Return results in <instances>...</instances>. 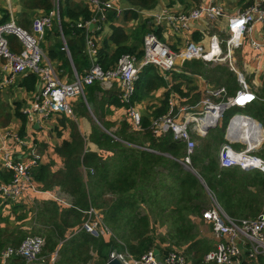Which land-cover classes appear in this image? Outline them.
Segmentation results:
<instances>
[{
  "label": "trees",
  "instance_id": "obj_1",
  "mask_svg": "<svg viewBox=\"0 0 264 264\" xmlns=\"http://www.w3.org/2000/svg\"><path fill=\"white\" fill-rule=\"evenodd\" d=\"M127 1L142 9H153L158 4V0ZM195 1L200 3V0ZM21 4L31 12L43 10L50 13L55 7L54 0H21ZM59 5L62 32L55 25L46 31V39L50 34H55L47 55L52 61L57 60L60 68L69 75L73 74V63L78 75L83 77L91 68V60L84 51L86 30L78 27L77 23L90 20L92 13L88 5L74 0L60 1ZM27 14L18 13L17 25L22 28L29 26ZM126 17L137 18L138 12L128 10ZM9 19L8 13H5L1 23ZM109 19H115V15L110 13ZM139 31L148 33L152 29L145 22ZM156 32L161 38L160 30ZM134 37L138 42L142 41L139 33ZM8 39L12 50L19 52L22 49L16 35L9 34ZM109 40L116 46L112 52L109 51ZM109 40L104 41V47L98 55V63L104 70L114 69L125 54H134L139 60L142 58L143 51L139 49L138 43L129 44V36L122 27L113 25ZM175 72H172L173 80L179 82L170 86L156 72L155 66H144L136 83L132 104L135 106V102L142 100L144 93L152 92L160 86H166L168 91L160 106L152 111L153 118L167 112L168 99L173 89L181 95L193 94V99H200L201 95L195 91L196 86L190 85L192 80L187 73L202 76L213 88L225 87L227 96L234 95L240 87L237 73L227 63L193 59L181 66L180 73ZM37 78L35 74L27 76L24 84L28 90L35 88ZM84 91L87 101L81 98L76 112L88 117L92 112L100 124L93 122L92 132L86 138L76 122L68 118L69 115L61 114L64 116L61 123H68L71 128V140H64L55 148L63 159V169L52 171L50 164L42 165L40 162L32 169V178L40 190L47 191L58 185L69 196L71 205H62L53 198L45 199L31 209L33 216L29 228L0 226V264L4 249L17 247L26 237L33 235L45 237L42 254L50 255L58 251L60 257L55 264H88L93 258V251L97 253L93 264H106L112 246L136 256L154 248L162 253L179 248L183 249L191 264H211L206 263L205 256L214 248L213 242L201 235L195 221L197 218L203 219V211L209 203L208 191L231 218H257L264 212V173L238 167L221 168L215 155L226 142V127L231 116L238 112V107L226 111L220 126L211 129L205 143L196 149L191 163L195 170L193 172L182 164L186 144L174 139L171 133L156 136L149 117L143 116L142 128L135 130L128 114L129 121L123 119L120 127L111 131L113 124L103 121L99 110L106 101L125 107L119 99L121 89L118 97V91L113 89L105 92L100 82L95 81L86 85ZM99 92L108 98L98 99ZM257 94L256 101L241 109H246L248 115L264 126V78ZM8 108L9 105L0 100V111L4 119L9 117ZM16 114L23 122L18 134L25 138L27 117L20 109ZM89 141L108 152V155L105 157L91 151L87 147ZM11 175L12 172L7 169L0 172L6 181ZM141 202L147 210L140 206ZM90 207L101 209L104 222L113 232L110 241L106 242L103 237L94 236L81 228L88 216L85 211ZM157 223L167 227L164 235L156 233L154 225ZM262 259L261 264H264ZM10 264L26 262L21 257H13Z\"/></svg>",
  "mask_w": 264,
  "mask_h": 264
},
{
  "label": "built area",
  "instance_id": "obj_2",
  "mask_svg": "<svg viewBox=\"0 0 264 264\" xmlns=\"http://www.w3.org/2000/svg\"><path fill=\"white\" fill-rule=\"evenodd\" d=\"M86 2L92 11V18L88 21H79L77 26L80 28L93 24L97 30L103 31L104 22L110 13L119 17L127 10L126 0ZM55 17L60 24L59 0L54 11L33 18L31 31L18 26L14 19L0 23L2 84L12 86L20 77L29 74L37 75L43 84L41 90L23 110L29 121H34L37 117L46 119L53 114L72 116L74 111L71 101L75 97L85 96L86 85L99 81L105 86H110L112 81L116 80L121 88L120 100L127 108L133 129L140 130L142 117L132 104V100L144 66L153 65L164 71L179 72L186 61L193 59L227 63L238 75L240 87L234 95L227 96L225 87L217 89L208 87L200 100L190 103V96L172 90L168 99V111L152 119V129L156 136L171 133L174 139L186 144V154L182 163L191 167L197 138L206 136L212 128L217 127L229 109L245 108L258 99L257 91L248 84L243 73L236 69L234 54L237 49L244 46L246 37L252 33L256 23L264 22V0L229 15L223 31L224 37L215 33L208 34L206 42L188 39L184 48L174 50L153 29L144 37L143 56L140 60L134 54H125L114 69L108 70L94 62L83 77L75 72L73 81L63 79L61 71L41 46L45 33L52 27ZM223 17H226L224 7L217 0H209L207 4H200L187 12L173 13L164 9L153 18L159 27L167 18L168 25H175V29L189 30V22L192 20L204 19L211 28ZM9 34L18 37L22 46L19 52L11 49ZM62 37L65 40L64 36ZM251 45L256 50L264 48V43L256 40H252ZM88 46L90 49L95 47L90 37ZM13 136L25 145L24 139L18 133H14ZM225 138L226 142L218 153L221 168L238 167L246 171L259 170L264 173V157L258 154L264 140V126L260 121L246 113L238 112L230 118ZM27 147L28 155L23 160H17L8 150L2 153L5 169L12 172L10 180L0 178V195L4 198L14 199L26 191L36 193L41 191L33 180L31 171L39 164L42 156L37 146ZM49 195L62 205H71L68 196L60 192ZM211 199L212 205L203 211V219L212 223L216 245L206 254V263L261 264L260 260L264 258V212L257 218L234 219L225 213L212 196ZM85 212L88 216L82 224V229L97 237L112 234L94 207ZM45 243L43 236H28L19 246H9L3 250L1 264H10L13 257H21L26 264H33L40 259ZM55 259L56 256L53 257V260ZM110 259H118L121 264H190L187 256L180 250L163 253L158 260L153 249L136 256L127 250L112 248L109 253Z\"/></svg>",
  "mask_w": 264,
  "mask_h": 264
},
{
  "label": "crops",
  "instance_id": "obj_3",
  "mask_svg": "<svg viewBox=\"0 0 264 264\" xmlns=\"http://www.w3.org/2000/svg\"><path fill=\"white\" fill-rule=\"evenodd\" d=\"M55 1L56 0H54V2ZM60 1H63V0H59V4H60ZM74 1L82 2V3H85L86 5H88L86 0H74ZM260 1L261 0H220L219 3L224 7V9L226 11V17L221 18L220 21L218 23H216V26H215L216 28L214 26L209 28L204 19H199V20H192L194 22L192 23V25L189 26L190 29L187 30V29H181V28L175 29V25L174 26L168 25L167 18L164 19L162 26L159 27L155 18H153V17H155L157 14H161L164 11V9L170 10L173 13L187 12L190 9H192L193 7H197L200 4H207V0H200V3H198L195 0H158L157 6L153 9L138 8V7H135L133 5H130L128 3V1L126 0L125 5H126L127 10L121 16L115 17V19H113V20H110L108 17V19L104 22L103 31L97 30L96 27H94V26L90 27L89 26L90 24L88 25V27L83 28L86 30L85 31V48H84V51L89 56V58L91 60V65L94 62L98 63L99 51L104 47V41L106 39L109 40L110 36L112 35L113 25L122 27L124 29V31L127 33V35L129 36L128 43L129 44L138 43L139 49L142 50L144 37L147 34V32L145 33V32L139 31V30H140L141 25L144 24L145 22L147 23L148 27H150V29L160 30L161 39L165 43L170 45V47L172 49L179 50V49H182L185 47V43L188 39H192V40L200 41V42H206V40H207L206 37L208 34L213 35V34L218 33V32H220V34L218 33L219 35L224 37L225 34L223 31H224L225 27L227 26V17L229 15H232V14L238 12V11H243V10L247 9L248 7H250V6H252L255 3L260 2ZM54 9H55V7H54ZM54 9L52 11H54ZM59 9H60V5H59ZM128 10L137 11L138 17L137 18H132V17L127 18L126 12ZM90 11H91V9H90ZM22 12H27L28 13L27 15L29 16L28 19L32 20L33 16L30 15L31 11L30 10L27 11L25 9V7L21 4V0H0V23L3 20L5 13H8V15L10 17V19L8 21H11L12 19H14L16 22V19H17L16 15L18 13H22ZM37 12L34 13L37 16L48 14L47 12H45L43 10H38ZM30 24L29 25L32 26V23H30ZM256 24L258 25L257 38L252 37L254 34V31H255L256 25L254 26L252 33L248 36L252 37L251 41L256 40V41H260V42L264 43V22H258ZM54 25L58 26L59 30L62 32L61 24H59V21L56 17L53 20L52 27ZM28 31H31V27ZM138 33L142 37V41H140V42L135 40V37H134V35L135 34L137 35ZM60 36H61V39L63 40V42L65 44V40L62 37L64 35L61 33ZM89 37L92 38L94 41V44H95L94 49H90L88 46V38ZM198 37H199V39H198ZM163 38H165V39H163ZM54 39H55V34H50L48 39H46L44 36V38L41 42V46L44 49V51L46 52V54L48 53V49L51 46L50 44L54 41ZM108 42L110 44L109 51L112 52L116 48V46L110 40ZM65 45H66L65 49L67 50V53L69 54L68 56L71 59L70 51L67 47V44H65ZM251 47H250V51H247V50L243 51V49L245 48L244 46L242 47V49L241 48L237 49V51H239V52L241 51L243 53V55L240 56V58L242 60L241 62L243 63L245 70H248L250 66L253 67L254 70L259 67V70H261V72L264 73V62L262 61L263 60L262 56L264 55V48L256 50L255 47H253L252 45H251ZM93 50H95V52H93ZM256 57H258V59ZM251 60L256 61L254 65L249 64ZM53 63L61 71V75H62L63 79H65L66 81H73L74 80L75 72L77 73V70H76L73 63H72V70H73L72 75L67 74L63 69H61L59 62L57 60H55V61L53 60ZM2 64H3V60L0 58V100L3 101L4 103H6L7 105H9V108H8L9 117H8V119L7 118L4 119L3 113L0 111V172L5 169L4 164H3V159H2L3 151L8 150L14 154V157L17 160H23L28 155V147L27 146H37V148L39 146L38 151H40V154L42 156L41 161H40V163L42 165L50 164L52 171H57V170L63 169V167H64L63 159L56 152L55 148H56V146L61 145L64 140H71V128H70L69 124L68 123H65V124L61 123V120L64 117L61 114H53L46 119H41L40 117H37L34 121H29L27 119L26 128H25L26 136H25V138H23L25 141V145L20 143L13 136L14 133H19L21 126L23 124L21 118L16 114V112L19 111V109H20V111L24 114V112H23L24 108L32 101L34 95L37 94L41 90L43 84L40 81V79L37 78L35 88L33 90H28V88L24 84V81L26 80L27 76H29V75H25V76L20 77L15 82L14 85L5 86L1 82ZM142 70H143V68H142ZM142 70H141V72H142ZM155 70L159 75L163 76L167 80V82L169 83L170 86L172 84H175L176 82H179V81L173 80V77H172L173 73L172 72H175V71H171V72L164 71V70L157 68V67H155ZM180 72H181V68H180L179 72L176 71L175 73H180ZM187 76L192 80V83L190 85L197 87V89L195 91L199 92L201 94V97L203 96V92L206 88L212 87L202 76L188 74V73H187ZM263 78H264V76H263ZM262 79L259 80L260 85L262 83ZM100 85L102 86V88L104 89L105 92L115 89L116 91H118V97H119V91L121 88H120V84L118 81H116V80L112 81L110 86H105L101 82H100ZM184 87H185V85H184ZM167 91H168V88L166 86H160L159 88L153 90L152 92L144 93L142 95V100L140 102H135V107H136L137 111L141 114V117L146 116V117H149L150 119H153L152 111H154L156 107L160 106L161 101L163 100ZM191 95H193V94H191ZM191 95H189L190 96L189 102L190 103H196L197 101L192 102L193 98ZM102 97H106V99L108 98V96L104 95L103 92L97 93L98 99H102ZM81 98L85 102L87 101L86 94H85V96H78V97H75L74 99H72L71 104L73 107L74 114L72 116H69L68 118L75 121L76 124L78 125L79 130L81 131L82 135L84 137L88 138L92 132V129H93V122H97V123H99V122H98L96 116L92 112H91V115L89 117L81 115V114L76 112L77 111V109H76L77 103ZM119 99H120V97H119ZM90 111H92V110L90 109ZM99 111L102 114L103 121L113 124V126H111V131H116L120 127L121 121L125 118L128 119L127 108L122 106V105L117 106L112 102L106 101V103L103 105L102 109H100ZM236 113H238V112H236ZM128 121H129V119H128ZM225 133H226V130H225ZM208 134H209V132H208ZM87 147L91 151H96L105 157L108 155V152L99 149V147L91 141H89L87 143ZM218 153H219V151H218ZM217 159H218V157H217ZM184 167L186 168L187 166L184 165ZM187 168H189V167H187ZM190 168L194 170V168H192V166ZM31 173H32V171H31ZM0 178L3 179V177H1V176H0ZM57 192H60L64 195L68 196L66 194V192L58 185L54 186L50 190H47V191L41 190L38 193L33 192V191H26L22 195H20L17 198H14V199L4 198L3 196L0 195V226H2V227L14 226V227H19V228H24V229L29 228L28 225L32 222V216H33L31 209L33 207L37 206V204L41 203L42 200L52 198L49 195V193H57ZM208 195H209V205L207 206V208H209L212 205L211 196L214 198V196L209 191H208ZM140 206H143L147 210L146 205L144 206L143 202L140 203ZM95 209L98 211V215L101 217L103 223L106 224L104 222V219H103L104 216L102 214L101 209H99V208H95ZM24 213H26V214L24 215ZM200 220L206 221V223H208L210 225L211 235H212V232H213L212 223L208 222L205 219H200ZM196 223H197V221H196ZM154 226H155L156 233L158 235H164L165 234V232L167 230L166 226H160V225H158V223H157V225H154ZM156 226L160 227L162 231L158 232L157 230H159V228ZM156 228H158V229H156ZM111 232H112V230H111ZM40 236H42V235H40ZM100 237H103L104 240L106 242H108L113 238V232L110 235H103ZM212 238H213V236H212ZM112 248L118 249L117 247H113V246H112ZM155 249H158V248H154L153 250H155ZM171 250H180L183 252V249H179V248L178 249H171ZM160 254H163V253L160 251ZM91 255H93L94 258L97 257V253L94 251L91 252ZM108 261H109V256H108L107 263H108ZM190 264H191V261H190Z\"/></svg>",
  "mask_w": 264,
  "mask_h": 264
},
{
  "label": "rangeland",
  "instance_id": "obj_4",
  "mask_svg": "<svg viewBox=\"0 0 264 264\" xmlns=\"http://www.w3.org/2000/svg\"><path fill=\"white\" fill-rule=\"evenodd\" d=\"M208 1L209 0H207V3H208ZM217 1H219L220 2V0H217ZM56 4H57V0L55 1V8H56ZM34 13H36V12H31L30 13V15H32L33 16V18L35 17V16H37L36 14H34ZM38 13V12H37ZM17 17H18V14L16 15ZM33 18H32V20H33ZM31 19H30V23H32L31 21H32ZM194 21H190L189 22V24L190 25H192V23H193ZM31 25V24H30ZM28 26L27 28H26V30H29L30 29V27L31 26ZM216 28V27H215ZM25 29V28H24ZM257 31H258V25L256 24V26H255V31H254V34H253V36L252 37H254V38H257ZM219 34H220V32H218ZM252 37L251 36H247L246 37V41H245V44H244V49H243V51H245V50H247V51H250V47H251V39H252ZM163 39H165V38H163ZM252 48V47H251ZM242 49V48H241ZM243 55V53L240 51H235V54H234V64H235V66H236V69L239 71V72H241V73H243V75L245 76V78H246V80H247V82H248V84L249 85H251V87L254 89V90H256L257 92H258V89H259V87H260V84H259V80H261L262 78H263V76H264V73L263 72H261V70H259V67L257 68V69H255L254 70V68L253 67H249V69L248 70H245V67H244V65H243V63L241 62L242 60H241V58H240V56H242ZM257 59H258V57H256ZM262 58H263V62H264V55L262 56ZM255 62L256 61H253V60H251L250 61V65H254L255 64ZM253 73V74H252ZM250 78L252 79V81L250 82ZM213 87V86H212ZM214 89H216V88H214ZM201 95V94H200ZM258 95V94H257ZM199 99H192V102H196V101H198ZM236 111H238V112H241V113H246V114H248V111H246V109H241V108H237L236 109ZM250 115V114H249ZM222 123V122H221ZM220 126V125H219ZM224 137H225V135H224ZM206 136H204V137H198L197 138V146H196V149L199 147V146H201V145H203L204 143H205V141H206ZM225 143V142H224ZM223 143V144H224ZM222 144V145H223ZM222 145L220 146V148L222 147ZM38 148H39V146H38ZM196 149H195V151H196ZM220 150V149H219ZM218 150V151H219ZM218 151H216L215 152V155L218 157ZM262 151H264V140H263V143H262V147L259 149V155H261L262 156ZM208 205H209V203H208ZM207 205V206H208ZM195 221H197V223H198V225H199V230H200V233L203 235V236H205V237H208V238H210L212 241H213V246L215 247V245H216V240H215V237H214V235H213V232H212V235H211V228H210V225L208 224V223H206V221H203V220H200L199 218H197ZM156 227H158V226H156ZM159 228V230H157L158 232H161L162 230H161V228L160 227H158ZM158 228H156V229H158ZM212 236H213V238H212ZM60 246H61V244H60ZM60 246H59V248H60ZM58 248V249H59ZM95 254V253H94ZM56 256V259L55 260H53V257H55ZM92 256V255H91ZM59 257H60V255L58 254V251H55L54 253H52V254H50V255H47V254H41V256H40V259L39 260H37V261H35L33 264H55L56 263V261H58L59 260ZM96 258H92L90 261H89V263L88 264H93L94 263V261H96L95 260ZM260 262L262 263L263 262V259H261L260 260Z\"/></svg>",
  "mask_w": 264,
  "mask_h": 264
},
{
  "label": "water",
  "instance_id": "obj_5",
  "mask_svg": "<svg viewBox=\"0 0 264 264\" xmlns=\"http://www.w3.org/2000/svg\"><path fill=\"white\" fill-rule=\"evenodd\" d=\"M90 27H93V24H91ZM187 169H189V170H191V171L194 172V170L191 169L190 167L187 168ZM154 251H155V254H156L157 259L159 260L160 259V256H161L160 251L158 249H155ZM108 264H121V263H120V261L118 259H110L108 261Z\"/></svg>",
  "mask_w": 264,
  "mask_h": 264
}]
</instances>
